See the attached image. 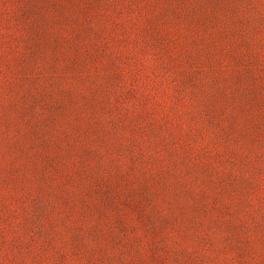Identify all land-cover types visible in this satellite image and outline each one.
<instances>
[{"label":"rangeland","instance_id":"1","mask_svg":"<svg viewBox=\"0 0 264 264\" xmlns=\"http://www.w3.org/2000/svg\"><path fill=\"white\" fill-rule=\"evenodd\" d=\"M0 264H264V0H0Z\"/></svg>","mask_w":264,"mask_h":264}]
</instances>
